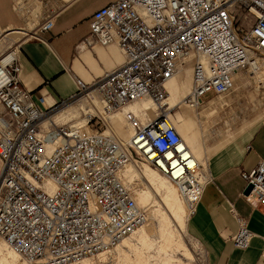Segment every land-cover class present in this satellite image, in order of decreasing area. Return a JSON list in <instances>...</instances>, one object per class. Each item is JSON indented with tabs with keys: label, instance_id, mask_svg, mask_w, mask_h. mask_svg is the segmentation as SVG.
Masks as SVG:
<instances>
[{
	"label": "built area",
	"instance_id": "built-area-1",
	"mask_svg": "<svg viewBox=\"0 0 264 264\" xmlns=\"http://www.w3.org/2000/svg\"><path fill=\"white\" fill-rule=\"evenodd\" d=\"M10 1L25 26L15 40L0 31V235L7 245L31 264L111 253L147 220L117 175L134 156L167 176L193 215L209 175L167 119L166 84L191 61L181 102L197 109L206 92L210 99L230 94L238 71L264 74V0H112L92 13L87 42L116 43L123 62L88 82L74 76L75 91L48 105L47 95L23 86L19 51L24 39L51 29L56 10H44L54 0ZM93 93L103 112L84 114L87 129L43 125L57 107ZM145 97L159 108L155 118L142 123L126 110L133 134L122 141L105 133L104 115ZM241 177L244 189L252 185L241 196L264 212V157ZM230 212L237 222L230 239L244 249L252 232Z\"/></svg>",
	"mask_w": 264,
	"mask_h": 264
},
{
	"label": "crops",
	"instance_id": "crops-1",
	"mask_svg": "<svg viewBox=\"0 0 264 264\" xmlns=\"http://www.w3.org/2000/svg\"><path fill=\"white\" fill-rule=\"evenodd\" d=\"M110 1L54 0L53 5L44 10L45 13L56 10L51 29L41 32L37 39L27 38L20 44V77L27 90L47 95L48 105L51 100L66 98L75 91L74 76L88 82L123 62L116 43L87 42L91 40L88 36L92 13ZM24 26V17L13 9L11 1L0 0V31H5L4 38L23 35L17 29ZM234 79L238 81L235 76ZM190 86L191 79L185 95ZM166 88L167 103L174 107L183 105L182 98L177 100L181 93L177 76L167 82ZM212 99L203 100V104ZM73 109L60 114L67 115ZM184 112H187L185 108ZM176 129L209 175L195 212L187 219L186 234L201 245L206 264H263L264 212L253 208L241 196L245 185L241 173L252 169L264 157V120L222 144L208 157L201 132L193 128V122L187 121L186 127ZM1 165L0 161V168ZM231 207L245 218L252 232L250 243L244 249L236 247L230 239L237 231Z\"/></svg>",
	"mask_w": 264,
	"mask_h": 264
},
{
	"label": "rangeland",
	"instance_id": "rangeland-1",
	"mask_svg": "<svg viewBox=\"0 0 264 264\" xmlns=\"http://www.w3.org/2000/svg\"><path fill=\"white\" fill-rule=\"evenodd\" d=\"M1 16L3 17L4 14ZM19 36H21L20 33L13 34L11 39L15 40ZM191 71V64L186 63L183 71L177 75L181 92L177 98L178 101L185 96V89L191 79ZM235 77L238 81L235 80L234 89L230 94L216 96L211 100L212 102H206L197 109H192L183 104L170 108L166 112L175 127L182 125L186 127L187 121H191L193 122V128H199L200 137L206 150V157L222 144L264 120V74L254 75L246 70H241L236 73ZM211 95V91L206 92L202 95V99L206 101ZM89 96L57 107L49 114V121L47 119L43 125L46 126L49 122L55 125L70 123L84 125V120H86L84 114L86 112L99 116V113H101L100 98L96 93ZM151 103L152 101L146 98L145 102L141 103L139 101L132 104V106L141 109L146 104L152 106L153 103ZM71 104L74 107L71 113L67 115L60 114L63 109ZM152 107V113L138 115L141 121L146 122L152 119L155 114L157 115L159 109L157 110L154 104ZM184 108L187 112H184ZM106 123V133L110 132L118 138L125 139V135L130 131L124 123L121 112L114 115L112 119L107 120ZM84 128L87 129L88 127L85 126ZM102 128L105 127L102 126ZM134 158L135 161L137 160V164L145 168V172L129 164L128 174L125 176L127 164L121 177L123 182L134 190L136 195L133 193V197L137 204L147 209L144 208L147 213V220L141 228L149 226L152 230L147 237L140 236L136 232L131 235V239L125 238L130 244H121L111 256L95 255L87 257L88 259L82 262L80 260L75 261L79 263H69L206 264L203 248L186 234V224L189 218L187 207L176 185L155 167L141 160L139 161L135 156ZM2 254L15 256L12 260H7L5 264H28L14 249L8 247L0 237V258ZM102 256H105L106 259L102 260Z\"/></svg>",
	"mask_w": 264,
	"mask_h": 264
},
{
	"label": "bare ground",
	"instance_id": "bare-ground-1",
	"mask_svg": "<svg viewBox=\"0 0 264 264\" xmlns=\"http://www.w3.org/2000/svg\"><path fill=\"white\" fill-rule=\"evenodd\" d=\"M186 63H190L191 64V61H187ZM185 63V64H186ZM184 64V65H185ZM184 65H182V66H180L179 68H178V71L176 72V74L173 76V77H175V76H177L181 71H183V67H184ZM191 67H192V64H191ZM191 74H192V71H191ZM172 77V78H173ZM171 78V79H172ZM170 80V79H169ZM168 92V91H167ZM187 95V94H186ZM185 95V96H186ZM184 96V97H185ZM168 97H169V93H167V98L165 99V101H164V103H165V105H167V108L168 109H170V108H173L174 106H170L168 103H167V99H168ZM146 98H149V97H145V98H141V99H138V100H135V101H133V102H130L128 105H126L123 109H120V110H117V111H115V112H111V113H109L108 115H104V117L107 119V120H110V119H112V117L114 116V115H116L118 112H121L122 113V115H123V118H124V123H125V125L130 129V131L125 135V139L127 140L132 134H133V132H134V128H133V126H132V124L126 119V116H125V112H126V110H131V111H133L134 112V114L137 116V118H138V120L140 121V122H142V123H145V122H143V121H141L140 120V118H139V116L138 115H140L141 113H143V114H149V113H152L153 112V104L155 105V107H156V109L158 110L159 108H158V106L154 103V101H152L150 98V100L152 101V106L150 105V104H146V105H143L142 106V108H141V110L140 109H138V107H136V106H132V104H134V103H137V102H139V101H141V103L142 102H145L146 101ZM100 100V99H99ZM181 101H182V99H181ZM100 103H101V113L103 112L102 111V102H101V100H100ZM182 104H184L183 102H181ZM71 107H73V104H71V105H68L67 106V108L63 111L62 110V112L63 113H66V112H68L69 111V109L71 108ZM62 113V114H63ZM159 114V110H158V113H157V115ZM156 115V116H157ZM169 115V114H168ZM167 115V119H169V116ZM156 116H154V117H152V119L153 118H155ZM86 119V118H85ZM149 120H151V119H149ZM169 121L173 124V122L169 119ZM147 122V121H146ZM50 123V122H49ZM43 124H44V122H43ZM52 125H55V124H52ZM61 125H64V124H61ZM67 125H69V124H67ZM77 125H80V124H77ZM84 125L86 126V127H88V125L86 124V120H84ZM174 125V124H173ZM56 126V125H55ZM85 126H82V127H85ZM175 127V126H174ZM176 128V127H175ZM106 133V132H105ZM116 137V136H115ZM118 138V137H117ZM118 139H120V140H122V141H124L125 139H121V138H118ZM183 139V138H182ZM1 161V160H0ZM1 163H2V161H1ZM128 164V165H127ZM129 164L131 165V166H133V167H135V168H137V169H140V171H144L145 172V168H143V166H141V165H139V164H137V160L135 161L134 159H131L128 163H125L118 171H117V175H118V177H119V179L123 182V180H122V177H121V175H122V173H123V170H124V168H125V166H126V169H125V176L128 174V166H129ZM154 173H156V172H154ZM167 177V176H166ZM167 179L169 180V181H171L168 177H167ZM149 180V179H148ZM172 182V181H171ZM124 183V182H123ZM173 183V182H172ZM125 184V183H124ZM150 184L151 185H153V183L152 182H150ZM174 184V183H173ZM126 185V184H125ZM127 186V185H126ZM131 186V185H130ZM128 187V186H127ZM177 187V186H176ZM129 188V187H128ZM130 189V188H129ZM131 189H132V187H131ZM130 189V190H131ZM156 189L157 190H159V188H157L156 187ZM178 189V188H177ZM178 192H179V190H178ZM131 193H132V195H133V193H134V190L132 189L131 190ZM135 194V193H134ZM136 195V194H135ZM135 199V198H134ZM136 201V200H135ZM139 205V204H138ZM141 207H144V206H141ZM145 208V207H144ZM146 209V208H145ZM147 210V209H146ZM145 223V222H144ZM144 223L142 224V225H140L135 231H133L130 235H128L127 237L129 238V239H131V235H133V234H135L136 232L140 235V236H144V237H147L148 236V234H149V232L152 230L151 228H149V226H147L146 228H141L143 225H144ZM141 228V229H140ZM140 229V230H139ZM0 237L3 239V237L0 235ZM127 237H125V238H127ZM125 238H123L122 240H121V242L113 249V251L111 252V253H108V252H101V253H99V254H97V256H99V255H105L106 257H108V256H111L112 255V253L119 247V246H121V244H125V245H128V244H130L129 242H128V240L127 239H125ZM3 241H4V239H3ZM5 242V241H4ZM6 243V242H5ZM6 245H7V243H6ZM8 246V245H7ZM9 247V246H8ZM11 248V247H10ZM19 254V253H18ZM19 256L26 262V263H28V264H31V263H29L25 258H23L20 254H19ZM105 256H102V260H105L106 259V257ZM13 258H15V256H13L12 254H9V255H5V254H2L1 255V258H0V264H5V262L7 261V260H12ZM86 259H88L87 257H85V258H83L82 260H80V262H82V261H84V260H86ZM90 260V259H89ZM99 260V259H98ZM71 263H79V262H71ZM70 264V263H69ZM86 264H91V262H86Z\"/></svg>",
	"mask_w": 264,
	"mask_h": 264
},
{
	"label": "water",
	"instance_id": "water-1",
	"mask_svg": "<svg viewBox=\"0 0 264 264\" xmlns=\"http://www.w3.org/2000/svg\"><path fill=\"white\" fill-rule=\"evenodd\" d=\"M251 188H252V185H248V186L243 190V193L248 194L249 191L251 190Z\"/></svg>",
	"mask_w": 264,
	"mask_h": 264
}]
</instances>
